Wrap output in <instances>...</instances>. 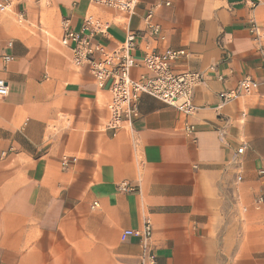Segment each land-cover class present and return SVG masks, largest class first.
Wrapping results in <instances>:
<instances>
[{
	"label": "crops",
	"instance_id": "crops-1",
	"mask_svg": "<svg viewBox=\"0 0 264 264\" xmlns=\"http://www.w3.org/2000/svg\"><path fill=\"white\" fill-rule=\"evenodd\" d=\"M11 1L0 13V264H139V238L121 234L145 219L157 264H264V59L250 31L264 29V0H139L131 16L89 0ZM90 15L108 24L97 39L110 50L138 34L137 60L186 50L175 70L205 75L195 113L142 95L132 125L107 131L109 89L62 45L66 25L80 33ZM245 77L257 91L221 106ZM64 157L77 161L63 169Z\"/></svg>",
	"mask_w": 264,
	"mask_h": 264
},
{
	"label": "built area",
	"instance_id": "built-area-1",
	"mask_svg": "<svg viewBox=\"0 0 264 264\" xmlns=\"http://www.w3.org/2000/svg\"><path fill=\"white\" fill-rule=\"evenodd\" d=\"M95 7H106L117 9L128 16L135 13L139 0H89ZM166 6L172 4V0H166ZM254 4V3H253ZM11 0H0V13L11 10ZM154 6L148 13L147 20L153 18ZM25 16L21 13L18 17L19 23H24ZM108 24L101 18L88 16L84 19L82 30L75 33L67 25L62 39V45L68 46L72 51V64L75 67H89L99 89L108 88L111 100L108 103L110 117L106 130L116 135L120 130L130 127L139 116V100L142 95H149L176 108L184 116L189 117L196 111L193 105L194 90L205 81L204 73L191 71H176L174 65L188 57L184 49H167L158 53L146 51L141 60H137L134 51L137 47L138 34L129 31L126 39L115 50H110L106 45L98 41L99 35H105ZM153 33L158 34V26H152ZM250 31L254 41L259 45V51L264 59V29L253 23ZM12 60V57H6ZM143 67L146 72L138 78L133 76V71ZM259 88V83L251 77L243 78L236 89L222 92L220 94L221 106L228 102L242 99L253 94ZM9 94L8 82L0 79V97ZM244 115V114H243ZM194 126L186 124V131L194 133ZM247 144L238 149V154L244 153ZM77 158L64 157L61 161L63 169H67ZM260 174H264L261 171ZM241 180V177L238 178ZM124 192L134 191L126 182L118 187ZM264 205V196L255 200V206L260 209ZM98 206L94 203L93 207ZM139 238L141 252L139 264H157V256L153 246V228L149 219H145L143 227L139 230L127 229L121 234V240Z\"/></svg>",
	"mask_w": 264,
	"mask_h": 264
}]
</instances>
